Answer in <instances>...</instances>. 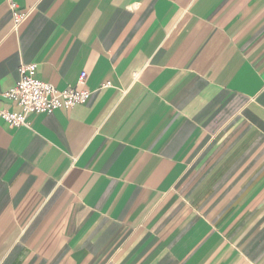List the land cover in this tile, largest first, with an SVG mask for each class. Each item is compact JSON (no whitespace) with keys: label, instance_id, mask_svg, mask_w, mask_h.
<instances>
[{"label":"crops","instance_id":"1","mask_svg":"<svg viewBox=\"0 0 264 264\" xmlns=\"http://www.w3.org/2000/svg\"><path fill=\"white\" fill-rule=\"evenodd\" d=\"M28 63L92 96L0 118V264H264V0H0Z\"/></svg>","mask_w":264,"mask_h":264},{"label":"built area","instance_id":"2","mask_svg":"<svg viewBox=\"0 0 264 264\" xmlns=\"http://www.w3.org/2000/svg\"><path fill=\"white\" fill-rule=\"evenodd\" d=\"M12 20L15 25L25 21L29 11L22 10L18 4L11 2ZM38 64H22L19 68V81L1 95L5 101L14 105V110H0V118L11 127L30 126L33 115H51L59 109H73L87 103L92 92L76 87L58 89L54 84L37 77ZM85 73L81 74V80ZM102 87H111L107 82Z\"/></svg>","mask_w":264,"mask_h":264}]
</instances>
